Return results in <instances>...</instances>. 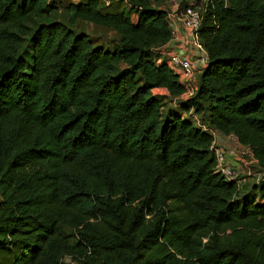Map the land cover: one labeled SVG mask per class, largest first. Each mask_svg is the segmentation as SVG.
<instances>
[{"label":"trees","instance_id":"1","mask_svg":"<svg viewBox=\"0 0 264 264\" xmlns=\"http://www.w3.org/2000/svg\"><path fill=\"white\" fill-rule=\"evenodd\" d=\"M118 1L135 17L107 0H0V264H264V183L241 195L191 119L264 171V0L207 4L190 97L156 60L169 0Z\"/></svg>","mask_w":264,"mask_h":264},{"label":"built area","instance_id":"2","mask_svg":"<svg viewBox=\"0 0 264 264\" xmlns=\"http://www.w3.org/2000/svg\"><path fill=\"white\" fill-rule=\"evenodd\" d=\"M76 3L81 0H72ZM212 0H169L168 18L171 29L170 40L155 49L157 62L166 61L170 68L179 75L182 84L186 88V96H193L198 87V74L194 66V60L199 59L208 62L209 55L198 38V31L203 21L205 7ZM184 36V39L182 38ZM179 70V71H178ZM213 136V150L217 159V170L220 171L227 180L235 181L239 188L244 183V179L238 177L237 154L238 147H245L235 134L226 135L232 147H225L218 143L220 132L208 126H202ZM219 133V135H218ZM235 144V145H234ZM1 200V194H0ZM64 264H80L73 256H66Z\"/></svg>","mask_w":264,"mask_h":264},{"label":"rangeland","instance_id":"3","mask_svg":"<svg viewBox=\"0 0 264 264\" xmlns=\"http://www.w3.org/2000/svg\"><path fill=\"white\" fill-rule=\"evenodd\" d=\"M19 3H23L24 0H18ZM72 1V0H59V12L62 13L63 9H64V4H66L67 2ZM61 2V3H60ZM106 4H110V6L108 7V9L110 10H124L126 13L128 14H133L132 16L135 17L136 14H134L136 12V10L132 9L130 7V5H128L127 2H120L118 0H107ZM163 7V6H162ZM167 10H168V6H167ZM77 29H79L80 31H84L86 33H88L90 36L93 37L94 41L99 43V44H104L105 46L107 45H111L114 41H116V34L113 30L107 29V28H103L100 26H96L92 23H85V22H81L78 26ZM156 56L158 57V55L156 54ZM156 57V59H157ZM199 77V75H198ZM161 94V93H160ZM162 95V94H161ZM163 96V95H162ZM166 105V109H168L169 107H173V108H177L178 110H180L178 108V106H175L174 102H167L165 103ZM185 117H190V115L184 113ZM191 119L194 122L195 125L197 126H207L208 124L205 123V121L203 119H201L200 116L195 115L193 113V115H191ZM219 135V133H218ZM230 140V139H229ZM231 142V141H230ZM235 145V144H234ZM233 146V142L230 143L229 147ZM238 151L237 154L239 156H237L238 159L237 160V167H238V177L241 179H244V183L241 186V195H245V194H250L252 196H255L256 199H259V189L260 186L264 183V171L263 169L258 165V161L257 159L254 157V161L253 158L251 156V153L249 151V147H238Z\"/></svg>","mask_w":264,"mask_h":264},{"label":"crops","instance_id":"4","mask_svg":"<svg viewBox=\"0 0 264 264\" xmlns=\"http://www.w3.org/2000/svg\"><path fill=\"white\" fill-rule=\"evenodd\" d=\"M182 38L184 39V36H182ZM207 62L203 61V60H199V59H196L194 60V66H195V69L197 71V74L200 75V73L204 70L205 66H206ZM179 71V70H178ZM173 102L175 103L176 106H178V104L176 103V100H173ZM218 143L219 144H222L223 146L225 147H229L230 145V140L227 138L226 135L224 134H220V137L218 139ZM247 147V146H245ZM250 153H251V156L253 158V161H254V155H253V152L251 149H249ZM255 162V161H254Z\"/></svg>","mask_w":264,"mask_h":264}]
</instances>
